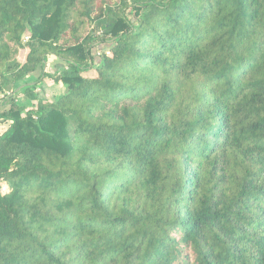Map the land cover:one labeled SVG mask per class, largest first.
<instances>
[{
	"label": "trees",
	"instance_id": "1",
	"mask_svg": "<svg viewBox=\"0 0 264 264\" xmlns=\"http://www.w3.org/2000/svg\"><path fill=\"white\" fill-rule=\"evenodd\" d=\"M0 102V264H264V0H0Z\"/></svg>",
	"mask_w": 264,
	"mask_h": 264
},
{
	"label": "crops",
	"instance_id": "2",
	"mask_svg": "<svg viewBox=\"0 0 264 264\" xmlns=\"http://www.w3.org/2000/svg\"><path fill=\"white\" fill-rule=\"evenodd\" d=\"M64 67L63 62L55 57H47L42 67L15 86V103L28 110L35 107L37 103L56 101L66 90L65 85L55 79ZM7 127L8 124L1 123L0 131H6Z\"/></svg>",
	"mask_w": 264,
	"mask_h": 264
},
{
	"label": "rangeland",
	"instance_id": "3",
	"mask_svg": "<svg viewBox=\"0 0 264 264\" xmlns=\"http://www.w3.org/2000/svg\"><path fill=\"white\" fill-rule=\"evenodd\" d=\"M6 190H7V187H6L5 184H3V185H2V191L4 192V191H6Z\"/></svg>",
	"mask_w": 264,
	"mask_h": 264
}]
</instances>
